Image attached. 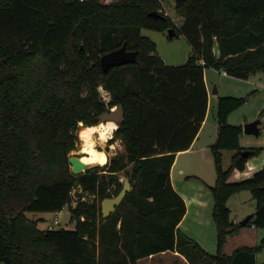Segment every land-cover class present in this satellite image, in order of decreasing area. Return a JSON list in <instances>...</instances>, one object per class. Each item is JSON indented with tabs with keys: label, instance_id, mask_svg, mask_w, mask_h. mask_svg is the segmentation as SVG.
<instances>
[{
	"label": "trees",
	"instance_id": "obj_1",
	"mask_svg": "<svg viewBox=\"0 0 264 264\" xmlns=\"http://www.w3.org/2000/svg\"><path fill=\"white\" fill-rule=\"evenodd\" d=\"M160 7V0H0V264H138L168 249L190 264H259L264 237L256 246L223 252L227 236L243 226L231 218L233 194L251 191L256 210L246 225L264 228V167L230 181L234 169L244 170L262 149L243 146V126L229 123L246 98L219 96L216 106L217 179L210 188L217 253L178 227L186 203L171 169L206 118V68L242 79L264 71V0H176L180 26L164 12L149 15ZM170 27L190 43L183 64H167L142 33ZM123 44L137 51L136 62L105 72L101 56ZM100 84L112 97L108 104L99 98ZM120 104L125 114L117 135L130 163L121 154L105 166L106 175L95 167L74 174L66 152L75 121L97 124L101 113ZM226 149L234 150L229 168L223 166ZM121 173L132 189L104 218L101 201L119 193ZM66 206L74 229H42L26 216Z\"/></svg>",
	"mask_w": 264,
	"mask_h": 264
},
{
	"label": "rangeland",
	"instance_id": "obj_2",
	"mask_svg": "<svg viewBox=\"0 0 264 264\" xmlns=\"http://www.w3.org/2000/svg\"><path fill=\"white\" fill-rule=\"evenodd\" d=\"M162 1L166 6V12H168L175 23L180 26L181 23L179 21L181 19L175 12L176 0ZM142 33L149 36L157 43V51L167 64H183L192 53L190 43L183 34H177L170 37L167 31H158L147 28L142 29ZM209 73L210 79H212L210 81H213L211 82L212 91L217 88V90L220 91V95H232L246 98L244 104L230 114L229 123H241L244 125L255 119L261 120L259 134L242 133L241 140L246 145L245 147H262L258 155L251 157L250 162L258 163L259 168L264 167V71L250 76L249 80L237 77H227L216 70H209ZM213 101V108H210L209 112V123L204 129V133H207L208 135L211 134V123H214L216 120L215 98H213ZM233 154L234 150L232 149L223 150V166L225 168H229ZM120 175L125 177L124 173H121ZM230 181H237V179L234 178V173L231 175ZM73 192V205H75L80 190L75 188ZM85 198L90 199L91 197L86 195ZM230 202L234 209L233 215L241 217L242 210L247 211V214H245L242 219L256 209V200L249 190H242L239 193H236ZM26 216L29 219L38 221V225H44L42 229H74L76 226V220L72 219V214L68 206L60 212L27 211ZM258 229L259 235L262 239V237H264V228ZM257 256L258 261L264 263V247Z\"/></svg>",
	"mask_w": 264,
	"mask_h": 264
},
{
	"label": "crops",
	"instance_id": "obj_3",
	"mask_svg": "<svg viewBox=\"0 0 264 264\" xmlns=\"http://www.w3.org/2000/svg\"><path fill=\"white\" fill-rule=\"evenodd\" d=\"M170 15V14H169ZM181 19V18H180ZM209 70H216L224 76L234 77L229 75L224 70H217L214 68H206L205 70V81L208 90V111L205 120L202 122L201 128L193 140L192 144L188 149L178 151L176 153V159L172 165L171 169V180L174 188L178 191V193L183 197V193L187 191L188 186L190 185H198L201 186L206 193L209 194V198L211 201V205L208 209H202L201 215L196 214L195 206L189 207L186 204V213L182 220L180 221L178 227L180 230L187 235L194 238L198 241L204 249L208 252L215 254L218 250L217 245V226L213 218V206H214V198L211 191V186L216 183L217 172L215 161L212 153L211 146L214 145L217 141L219 125L217 118L214 123H211V134L208 135L204 133L205 127L209 123V112L210 108H213V98H215L216 106L220 91L217 92L212 91V85L210 81V73ZM238 78V77H237ZM242 79V78H241ZM246 80H249L246 79ZM115 109V107H113ZM243 126V124L240 123ZM243 133L244 130H243ZM241 144L246 146L242 140ZM251 158L248 160L250 162ZM247 162V163H248ZM252 164L259 167L258 163L253 162ZM263 168V167H261ZM259 168V169H261ZM181 170L183 171V175H181ZM234 171L232 172V174ZM231 174V175H232ZM231 177V176H230ZM246 178H241L237 181L243 180ZM240 192V191H239ZM237 192V193H239ZM236 194V193H235ZM233 194L228 199V206L231 209V218L235 223H241L246 218H243L247 211L241 212V217H237V215H233V207L230 204ZM256 210V209H255ZM255 211H252L251 214H254ZM201 221H206V223H202ZM243 225V224H242ZM258 227L254 224L252 225H243L241 229L235 233L227 236L226 242L223 247V252L225 254H232L237 248L241 246H256L260 243L261 237L258 232ZM258 259V256H257ZM259 264H262L258 261ZM138 264H190L186 256L180 253L177 250H165L159 253L152 254L147 257H142L138 259Z\"/></svg>",
	"mask_w": 264,
	"mask_h": 264
},
{
	"label": "clouds",
	"instance_id": "obj_4",
	"mask_svg": "<svg viewBox=\"0 0 264 264\" xmlns=\"http://www.w3.org/2000/svg\"><path fill=\"white\" fill-rule=\"evenodd\" d=\"M103 2L108 4L112 3V0H103ZM179 22L182 23V18ZM96 90L100 100L105 104L111 101V95L102 84L98 85ZM118 127V123L111 120L92 124L85 119H77L74 128L70 129V134H73L75 139L73 147L69 148L66 152V158L70 161L73 159L83 161L79 169L81 174H86L95 167L98 175H106V165H110V162L121 154L127 157L124 138L117 135ZM259 170L258 166L248 162L245 164L244 170H240L239 168L234 169V178L237 180L251 178ZM181 175H183L182 170ZM125 179V177L121 176V183L125 182ZM69 195H74V192H70ZM183 199L189 207L195 206L197 215H201L200 210L208 209L211 205L209 194L198 185L188 186L187 191L183 193ZM149 202H152L151 197L149 198ZM201 222L206 223V221ZM39 227L43 228L44 225H39Z\"/></svg>",
	"mask_w": 264,
	"mask_h": 264
},
{
	"label": "water",
	"instance_id": "obj_5",
	"mask_svg": "<svg viewBox=\"0 0 264 264\" xmlns=\"http://www.w3.org/2000/svg\"><path fill=\"white\" fill-rule=\"evenodd\" d=\"M150 16L154 17H163V14L157 10L151 11L149 13ZM170 37L177 35L175 28L170 27L167 29ZM137 60V51L127 49L126 44H123L121 47L109 51L101 56V64L105 72H107L111 67L124 65L132 62H136ZM104 80V77H102ZM217 88L214 89V92H217ZM124 108L123 106L117 105L115 109L112 108L110 110H106L99 115V122H107L112 120L117 122L120 125L121 121L124 119ZM260 119H255L253 121H249L243 125V130L246 134H259L260 132ZM243 153H247V151H243ZM71 164V170L74 174H79V169L81 168L83 161L80 159L69 160ZM127 163H130L129 157H127ZM75 169V170H73ZM132 189L131 182L129 178L125 179L123 183V187L119 191V193L115 196L105 197L101 201V212L104 218H108L112 213L117 210V207L124 200L126 194ZM253 214H249L243 221L242 224L246 225L248 220L251 219Z\"/></svg>",
	"mask_w": 264,
	"mask_h": 264
},
{
	"label": "built area",
	"instance_id": "obj_6",
	"mask_svg": "<svg viewBox=\"0 0 264 264\" xmlns=\"http://www.w3.org/2000/svg\"><path fill=\"white\" fill-rule=\"evenodd\" d=\"M160 1H161V7L159 8V11L160 12H164L165 14H168L169 15V13L166 12V6H165V4L163 3L162 0H160Z\"/></svg>",
	"mask_w": 264,
	"mask_h": 264
},
{
	"label": "bare ground",
	"instance_id": "obj_7",
	"mask_svg": "<svg viewBox=\"0 0 264 264\" xmlns=\"http://www.w3.org/2000/svg\"><path fill=\"white\" fill-rule=\"evenodd\" d=\"M112 121V120H111ZM102 123V122H101Z\"/></svg>",
	"mask_w": 264,
	"mask_h": 264
},
{
	"label": "flooded vegetation",
	"instance_id": "obj_8",
	"mask_svg": "<svg viewBox=\"0 0 264 264\" xmlns=\"http://www.w3.org/2000/svg\"><path fill=\"white\" fill-rule=\"evenodd\" d=\"M112 108H113V107H112ZM112 108H111V109H112Z\"/></svg>",
	"mask_w": 264,
	"mask_h": 264
}]
</instances>
